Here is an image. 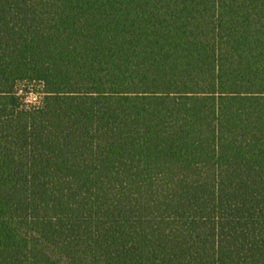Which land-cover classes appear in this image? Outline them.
I'll return each instance as SVG.
<instances>
[{
    "label": "trees",
    "instance_id": "16d2710c",
    "mask_svg": "<svg viewBox=\"0 0 264 264\" xmlns=\"http://www.w3.org/2000/svg\"><path fill=\"white\" fill-rule=\"evenodd\" d=\"M0 264H264V0H0Z\"/></svg>",
    "mask_w": 264,
    "mask_h": 264
},
{
    "label": "rangeland",
    "instance_id": "374dc122",
    "mask_svg": "<svg viewBox=\"0 0 264 264\" xmlns=\"http://www.w3.org/2000/svg\"><path fill=\"white\" fill-rule=\"evenodd\" d=\"M39 89L38 88H35L34 89V92H37ZM40 95H38L37 93H34V94H30L29 96H28V101L30 102V103H32V104H37V102H38V100H39V97Z\"/></svg>",
    "mask_w": 264,
    "mask_h": 264
}]
</instances>
